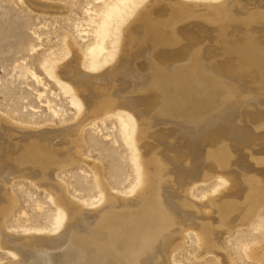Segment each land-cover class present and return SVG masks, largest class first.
Instances as JSON below:
<instances>
[{"label":"bare ground","instance_id":"1","mask_svg":"<svg viewBox=\"0 0 264 264\" xmlns=\"http://www.w3.org/2000/svg\"><path fill=\"white\" fill-rule=\"evenodd\" d=\"M98 16L88 53L74 48L73 58L48 69L77 121L34 127L0 114V248L12 264H171L183 236L166 227L189 220L207 240L204 210L214 206L229 219L254 203L194 201L197 184L220 182L235 196L264 190L255 180L264 179V0H117ZM107 117L124 123L138 186L119 197L99 177L100 202L89 205L67 197L54 173L84 160L77 153L84 129ZM14 177L52 189L59 207L52 232L7 231Z\"/></svg>","mask_w":264,"mask_h":264},{"label":"rangeland","instance_id":"2","mask_svg":"<svg viewBox=\"0 0 264 264\" xmlns=\"http://www.w3.org/2000/svg\"><path fill=\"white\" fill-rule=\"evenodd\" d=\"M116 1L0 0V114L25 126L63 127L75 123L79 115L77 107L72 103L71 96L50 75L49 65L73 58L75 49L83 55L87 54L94 42L93 21L99 20L98 14ZM43 5L54 10L62 7L64 10L58 13L48 11ZM96 122L83 132V148H79L77 153L84 160L61 166L54 173L55 181L67 197L70 195L71 199L89 205L100 202L103 189L99 184L100 178L105 188L119 197L132 195L139 181L136 152L129 143L123 121L107 117L105 121L98 119ZM91 163L97 165L99 173ZM233 167L235 165L231 169ZM255 180L257 186L264 184V179ZM8 187L11 199L15 201L10 200V210L4 218L8 232L24 236L29 231L54 230L59 207L52 198L55 196L51 188L41 186L33 178L24 177H14ZM222 192L227 193L223 184L210 180L197 184L190 193V199L207 202L213 197L232 201L237 198L235 200L241 203L252 199L253 206L248 213L235 212L229 219L214 206L209 211L204 210L206 217L203 214V218L207 219L202 222L212 227V231L205 233L207 240H202L199 234L203 231L197 229L200 225H189V220L182 219L181 227H166L169 233L181 230L178 232L183 236L182 245L173 251L170 249L171 264H264V190L254 194L252 192L256 191L252 189L243 197L241 194L235 196L231 191L226 195ZM192 213L195 217L200 215L195 210ZM169 221L173 222L172 217ZM219 258H222V263ZM12 260L14 258L0 248V264H12Z\"/></svg>","mask_w":264,"mask_h":264}]
</instances>
